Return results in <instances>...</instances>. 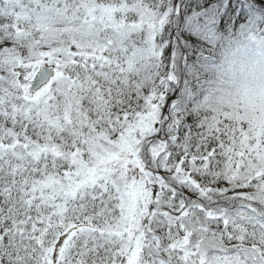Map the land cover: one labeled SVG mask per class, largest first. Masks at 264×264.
I'll return each mask as SVG.
<instances>
[{
	"label": "snow or ice",
	"instance_id": "snow-or-ice-1",
	"mask_svg": "<svg viewBox=\"0 0 264 264\" xmlns=\"http://www.w3.org/2000/svg\"><path fill=\"white\" fill-rule=\"evenodd\" d=\"M169 15L0 0V264H264V109L178 80Z\"/></svg>",
	"mask_w": 264,
	"mask_h": 264
},
{
	"label": "trees",
	"instance_id": "trees-1",
	"mask_svg": "<svg viewBox=\"0 0 264 264\" xmlns=\"http://www.w3.org/2000/svg\"><path fill=\"white\" fill-rule=\"evenodd\" d=\"M167 4L170 15L159 47L177 79L183 76L185 83L211 79L218 49L243 37L252 25L264 30V0H167Z\"/></svg>",
	"mask_w": 264,
	"mask_h": 264
},
{
	"label": "clouds",
	"instance_id": "clouds-1",
	"mask_svg": "<svg viewBox=\"0 0 264 264\" xmlns=\"http://www.w3.org/2000/svg\"><path fill=\"white\" fill-rule=\"evenodd\" d=\"M214 98L220 97L243 110L264 109V39L243 36L216 52L210 69Z\"/></svg>",
	"mask_w": 264,
	"mask_h": 264
}]
</instances>
